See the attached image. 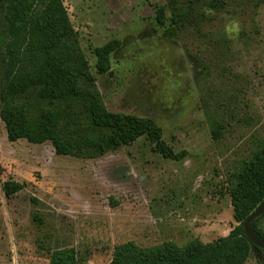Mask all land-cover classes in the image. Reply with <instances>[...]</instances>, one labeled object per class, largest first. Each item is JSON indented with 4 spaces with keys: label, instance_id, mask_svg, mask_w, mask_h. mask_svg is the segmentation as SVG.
Returning <instances> with one entry per match:
<instances>
[{
    "label": "rangeland",
    "instance_id": "obj_1",
    "mask_svg": "<svg viewBox=\"0 0 264 264\" xmlns=\"http://www.w3.org/2000/svg\"><path fill=\"white\" fill-rule=\"evenodd\" d=\"M63 2L107 108L154 120L182 158L145 136L93 159L58 155L50 141H9L0 117V264H49L63 248L78 264H109L118 244L184 246L213 223L205 241L228 235L238 224L229 180L264 142V0L198 5L184 31L167 0ZM114 39L111 73L100 74L95 49ZM6 180L23 188L7 198ZM245 264H264V252Z\"/></svg>",
    "mask_w": 264,
    "mask_h": 264
},
{
    "label": "trees",
    "instance_id": "obj_2",
    "mask_svg": "<svg viewBox=\"0 0 264 264\" xmlns=\"http://www.w3.org/2000/svg\"><path fill=\"white\" fill-rule=\"evenodd\" d=\"M226 1L167 4L172 23L184 31L198 5L216 9ZM165 16V7H159L160 24ZM120 46L121 41L114 39L95 49L98 73H111L110 54ZM0 117L9 141H50L58 155L93 159L145 136L163 157L182 158L154 120L107 108L63 0H0ZM221 128L211 121L215 138L221 136ZM22 188L14 180L2 185L7 198ZM228 190L238 223L228 235L212 242L195 238L184 246L172 240L150 247L128 241L115 246L109 264H245L252 251L264 252L244 230L245 220L264 201V142L242 162ZM259 218L252 228L264 240ZM49 264H78L75 248L54 250Z\"/></svg>",
    "mask_w": 264,
    "mask_h": 264
},
{
    "label": "water",
    "instance_id": "obj_3",
    "mask_svg": "<svg viewBox=\"0 0 264 264\" xmlns=\"http://www.w3.org/2000/svg\"><path fill=\"white\" fill-rule=\"evenodd\" d=\"M264 215V201L259 205V207L245 220L244 230L246 236L249 240L257 247L264 250V240L261 239L253 230L252 223L254 220L258 219L260 216Z\"/></svg>",
    "mask_w": 264,
    "mask_h": 264
},
{
    "label": "crops",
    "instance_id": "obj_4",
    "mask_svg": "<svg viewBox=\"0 0 264 264\" xmlns=\"http://www.w3.org/2000/svg\"><path fill=\"white\" fill-rule=\"evenodd\" d=\"M211 226H212V228L210 230H208L209 232H206V231L203 232L202 231L203 229H200V228H198L196 230H192V232H193V234H195L194 232H197L198 235L195 234L196 235V238H198V236H200L201 237V238L199 237L200 240H202L203 242H207L205 240H207L210 237L214 236V234H216L218 232V229L217 228L219 227V224L213 223ZM187 232H189V230Z\"/></svg>",
    "mask_w": 264,
    "mask_h": 264
}]
</instances>
